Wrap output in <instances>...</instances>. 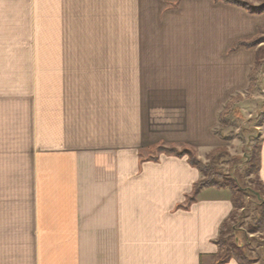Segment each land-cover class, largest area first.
Wrapping results in <instances>:
<instances>
[{"label":"crops","instance_id":"crops-1","mask_svg":"<svg viewBox=\"0 0 264 264\" xmlns=\"http://www.w3.org/2000/svg\"><path fill=\"white\" fill-rule=\"evenodd\" d=\"M260 31L213 0H0V264H214L233 193L189 202L199 170L158 147L223 146Z\"/></svg>","mask_w":264,"mask_h":264},{"label":"rangeland","instance_id":"rangeland-1","mask_svg":"<svg viewBox=\"0 0 264 264\" xmlns=\"http://www.w3.org/2000/svg\"><path fill=\"white\" fill-rule=\"evenodd\" d=\"M260 49H263L264 56V46ZM251 85L253 87L250 88L248 84L244 95L232 96L233 100L229 104L235 107L228 112L226 120L229 124L225 128H218V133L223 139V146L214 153L221 155V158L216 161V169L221 178L233 182L239 177V186L244 189L242 207L234 211L232 220L228 222L229 225H235L239 229V233L233 237L238 239V244L244 248L243 253L246 255L244 264H264V233L250 231L259 212L256 200L253 199L255 196L250 192L258 189L253 169L255 153L259 148L255 128L264 122V77L261 79L258 76L255 82H250ZM237 101L239 102L236 103ZM193 152L197 157L194 149L192 154ZM203 163L208 164V161ZM251 166L252 174L247 177V170ZM213 179L218 180L217 177Z\"/></svg>","mask_w":264,"mask_h":264},{"label":"trees","instance_id":"trees-1","mask_svg":"<svg viewBox=\"0 0 264 264\" xmlns=\"http://www.w3.org/2000/svg\"><path fill=\"white\" fill-rule=\"evenodd\" d=\"M215 2H223L226 4L234 5L240 8H243L246 10L249 14H262L264 13V0H259V5H255L250 0H213ZM264 43V31H260L259 34L254 37L250 41H244V43H237L235 47L240 46L241 44H244V47L248 48H255L259 46L260 44ZM264 56H263V49H258L256 51V57L253 67L250 69L248 79H249V87L250 82H255L256 78L259 76L262 66L264 65ZM240 96V95H239ZM233 100V97L224 105L222 111L219 114V127L225 128L229 121L226 120L228 116V112L233 110L232 105L229 104V102ZM237 101L236 103H238ZM262 124V123H261ZM221 147L215 148L212 151L209 152V154L206 156V160L208 161V164H204L202 161H200L193 152L192 149L186 145H182L180 149L170 147L165 148L163 146L158 147V151L160 153H164L166 155H172L177 157H184L187 156L189 163L196 167L201 176L202 179L194 186L192 196L189 198V202L194 200L196 194L203 188L206 187H216V188H229L232 193V204H233V211L228 218L226 222H224L220 227V233L218 240L216 241V244L218 245L219 251L215 257L214 264H224L228 262L231 259L236 260L239 264H244V261L246 260V255L243 253L244 248L241 247L240 244H238V239L234 238L233 235H236L239 233V229L235 225H229L228 222L232 220L234 211L236 209H240L242 207V202L244 199V189L240 188L239 186V177L236 178V181H228L223 180L220 176L219 171L216 169V161H218L221 158V155L214 153V151L220 150ZM213 153V154H212ZM254 173L256 176L257 186L258 189L256 191H251L250 193L254 195L253 199L256 200V206L259 208L257 219L254 222V226L251 227L250 231L251 233L255 232H261L264 233V186L261 183L259 179V148L257 152L255 153V166L253 167ZM247 177L252 174V166L247 170L246 173ZM214 177H217L218 180L213 179ZM208 178L209 180H205ZM233 238V239H232ZM229 240H231V243H229ZM229 243V244H228Z\"/></svg>","mask_w":264,"mask_h":264}]
</instances>
